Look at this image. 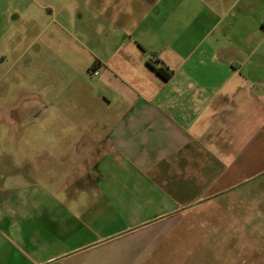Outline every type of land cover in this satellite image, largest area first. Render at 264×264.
<instances>
[{
  "label": "crops",
  "instance_id": "crops-1",
  "mask_svg": "<svg viewBox=\"0 0 264 264\" xmlns=\"http://www.w3.org/2000/svg\"><path fill=\"white\" fill-rule=\"evenodd\" d=\"M185 1L118 4L124 16L93 37L51 20L86 69L98 64L84 113L49 107V152L84 156L67 167L76 175L49 178L40 211L31 181L7 180L0 162V264H155L198 211L264 168V0Z\"/></svg>",
  "mask_w": 264,
  "mask_h": 264
},
{
  "label": "rangeland",
  "instance_id": "rangeland-1",
  "mask_svg": "<svg viewBox=\"0 0 264 264\" xmlns=\"http://www.w3.org/2000/svg\"><path fill=\"white\" fill-rule=\"evenodd\" d=\"M100 4H105L107 13L98 14ZM118 4L132 9L131 4L189 2L0 0V162L6 163L7 180L31 181L22 190H36L39 211L49 209V178L60 183L62 177L76 175L79 170L67 167L84 156L77 151L49 152L54 143L49 134L52 127H59L49 120L50 103H72L71 107L66 103L59 107L76 118L85 112L78 106L81 85L98 79L85 68L70 34L76 35L78 28L91 37L98 34L99 24L109 27L110 20L124 16L117 12ZM20 7L27 8L28 17L22 21L17 15ZM54 18L72 22L66 26L70 34L57 30V22H51ZM14 35L22 38V51L15 45ZM69 85L73 86L70 91L66 89ZM251 172L257 174L198 211L190 224L170 239L155 264H264V168L246 169V178Z\"/></svg>",
  "mask_w": 264,
  "mask_h": 264
},
{
  "label": "trees",
  "instance_id": "trees-1",
  "mask_svg": "<svg viewBox=\"0 0 264 264\" xmlns=\"http://www.w3.org/2000/svg\"><path fill=\"white\" fill-rule=\"evenodd\" d=\"M150 66L155 70V72L159 76H161L165 80L169 79L170 76H171V74H172V71L169 68H167V67H164V66H156V65H154L152 63L150 64ZM93 69H94V67L91 68L89 71H92Z\"/></svg>",
  "mask_w": 264,
  "mask_h": 264
},
{
  "label": "built area",
  "instance_id": "built-area-1",
  "mask_svg": "<svg viewBox=\"0 0 264 264\" xmlns=\"http://www.w3.org/2000/svg\"><path fill=\"white\" fill-rule=\"evenodd\" d=\"M96 66L98 67V64H97ZM97 67L91 71V73H92L95 77H98L99 74H100L99 71H98V68H97Z\"/></svg>",
  "mask_w": 264,
  "mask_h": 264
}]
</instances>
